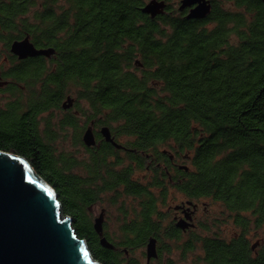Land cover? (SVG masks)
Here are the masks:
<instances>
[{
  "label": "trees",
  "instance_id": "16d2710c",
  "mask_svg": "<svg viewBox=\"0 0 264 264\" xmlns=\"http://www.w3.org/2000/svg\"><path fill=\"white\" fill-rule=\"evenodd\" d=\"M209 1L197 20L174 7L151 18L141 12L145 0H0V43L8 49L28 37L54 51L27 61L16 78L27 101L0 105V151L24 158L53 189L100 264H141L133 253L151 238L152 261L162 264H175L174 251L182 259L198 252L194 264H264V237L256 254L246 237L251 227L264 231V6ZM72 93L85 121L63 112L60 127L74 131L86 161L58 153L55 132H38V115L64 111ZM90 122L119 147L104 139L86 147L80 137ZM168 155L185 166L170 182ZM169 190L220 204L236 236L176 227L163 207ZM104 196L121 220L116 241L103 225L112 249L100 245L88 213Z\"/></svg>",
  "mask_w": 264,
  "mask_h": 264
},
{
  "label": "water",
  "instance_id": "95a60500",
  "mask_svg": "<svg viewBox=\"0 0 264 264\" xmlns=\"http://www.w3.org/2000/svg\"><path fill=\"white\" fill-rule=\"evenodd\" d=\"M260 1L264 6V0ZM165 6L164 1L149 0L141 12L154 18L164 13ZM190 7L187 19H203L210 12L206 0H181L178 9ZM10 52L24 59L49 57L54 51L52 48L37 49L25 37L13 41ZM73 103V98L68 96L61 108L68 109ZM100 135L106 142L119 147L106 126L100 128ZM82 142L86 147L95 145L90 127L84 131ZM187 204L194 208L192 202L187 201ZM102 223L103 213L100 212L93 220V229L100 237V245L112 249L102 236ZM175 226L184 230L193 225L184 218ZM156 257V242L151 238L145 246V264ZM0 264H100L75 234L71 219L62 214L53 189L24 158L4 151H0Z\"/></svg>",
  "mask_w": 264,
  "mask_h": 264
},
{
  "label": "rangeland",
  "instance_id": "374dc122",
  "mask_svg": "<svg viewBox=\"0 0 264 264\" xmlns=\"http://www.w3.org/2000/svg\"><path fill=\"white\" fill-rule=\"evenodd\" d=\"M149 0H145L147 3ZM178 0H168V3L171 4L173 7H176ZM4 43H0V53L4 52ZM72 98H75L74 94L72 93L70 95ZM2 97V95H0ZM79 108L89 111L88 106L82 102L78 101ZM78 109L74 107V110ZM64 111L60 110H51L50 112H47L43 114V120H46L47 123L49 122V127L46 129L48 132H55L56 134V139L52 143V146L55 148V150L60 153H72L74 154L77 158L83 159L86 161V152L83 147L80 145L76 144L74 141V131L71 128L64 127L61 129L60 127V121L63 119V116L65 115L63 113ZM85 121V118L83 115L79 116V125L81 126L83 122ZM43 124H45V121L41 124L42 130L44 129ZM46 131H42V136L46 135ZM121 142H124L123 139L120 140ZM137 178L143 179L144 181L148 177L147 172H137L135 174ZM169 198L173 197L172 200L168 201L169 203L164 205L163 207L166 208L168 207L169 204L171 206L175 204H179L181 200H183V196L176 192L169 190L168 194ZM107 197H103V201L100 203L94 204L88 211V213L91 216V221L94 220L95 217H97L101 210H104V229L107 231L109 234L110 238L114 239L115 241L118 240V237L120 236L119 232V226L121 224L120 220V214L117 210V206H111L107 203L106 201ZM132 201L131 198H126L125 202L127 205L130 204ZM197 204V210L195 212V218H194V223L196 224V227L194 228L195 231L201 232V225L204 224L209 228V231L207 233H215L221 237L224 238H229L232 236V234L237 233L238 229L234 227L232 219L226 214L223 213L222 207L220 204L211 201L210 199H202L200 201L196 202ZM205 233V232H203ZM264 231L262 230H256L251 227L249 228L248 231V238L250 244H254L255 241H260L264 236H263ZM198 253V252H194ZM192 253L187 254V257L185 259H182L180 257L179 253L177 251H174L172 255L169 257L173 258L175 261V264H194L196 260V255ZM133 256L139 258L141 264H145V249L137 250L133 253ZM166 257V254H163L162 261ZM151 264H162L161 261L160 263L158 261H152Z\"/></svg>",
  "mask_w": 264,
  "mask_h": 264
},
{
  "label": "flooded vegetation",
  "instance_id": "af4514ba",
  "mask_svg": "<svg viewBox=\"0 0 264 264\" xmlns=\"http://www.w3.org/2000/svg\"><path fill=\"white\" fill-rule=\"evenodd\" d=\"M159 1L165 2L166 6H165L164 11L170 7H173L171 4L168 3V0H159ZM180 1L181 0H178L177 5L174 8H176L177 11H179L180 13H183L186 16L188 14L189 10L194 6H192L190 8H184L183 10H179L178 8L180 6ZM206 1L209 2L210 8H211L210 1L209 0H206ZM37 49H40V48H37ZM52 56H53V54H51L49 57H44V56H37V57H43V59L49 60L52 58ZM37 57H27L24 59H19L17 56L13 55L10 52V46L7 49L4 45V52L0 53V95H2V97H0V105L1 106L5 105L6 103L12 102V101L15 103L18 102L19 104L27 101L26 97H27V94L30 93V91H27L26 88L24 87L23 83L18 81V79H16V78H19V76L22 75L21 72H22V69L24 68L23 66L25 65V63L27 61H29L30 59L37 58ZM74 107L75 106L73 103V105L70 108L65 109L64 112L66 113L69 111L72 114H74L76 117H79L80 113H79L78 109L74 110ZM47 112L51 113V109L41 112L37 117V120L39 122L38 132H39L40 136H42V131H46V129H48V127H49V122L47 123V121L43 120V117H42L43 114H45ZM44 121H45V124H43L44 129L42 130L41 124ZM88 127L91 128L92 134L94 136V139H95V142L97 145V143L103 139L101 137V135H99L100 129L96 128L95 124L93 122H90ZM83 133L84 132H82L81 137H80L81 142H82ZM167 165H168V169H166V167H164L167 174L174 173L177 169H180L181 166H183L181 159H177L174 155H168ZM183 169H185V166H183ZM166 180L169 182L171 181L170 174L167 175ZM168 196L169 195H167V197H166L165 205L168 204L169 203L168 201L172 200V198H173V197L169 198ZM193 205H194V208L192 206L188 205L187 200L184 199V200H181L179 202V204H175L173 206H171V204H169L168 207H166V211H167L169 217L171 218V221L174 222L175 224L180 219H184V218L189 219V221H191L193 226L184 229V231H186L190 228L195 227L194 218H195V212L197 210V204L193 203ZM101 212L103 213V218H104V215H105L104 210H101ZM103 225H104V222L102 223V230H103ZM233 235L236 236L235 233ZM247 236H248V232L246 234V237ZM248 240H249V238H248ZM259 242L260 241H255L254 244L251 245L250 249H251V252L253 254H256V249H257L256 247L259 244ZM152 260L153 259H151V261Z\"/></svg>",
  "mask_w": 264,
  "mask_h": 264
}]
</instances>
